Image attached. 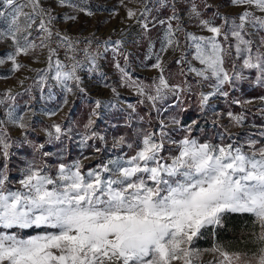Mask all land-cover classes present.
Instances as JSON below:
<instances>
[{
	"label": "snow or ice",
	"instance_id": "1",
	"mask_svg": "<svg viewBox=\"0 0 264 264\" xmlns=\"http://www.w3.org/2000/svg\"><path fill=\"white\" fill-rule=\"evenodd\" d=\"M118 4L111 16L120 9L124 15L122 26L111 30L115 38L109 34L100 41L90 35L81 48L80 38L57 25L76 22L80 14L94 16L87 4L0 0V66L13 75L34 74L17 80L30 96L24 113L17 112L16 103L22 92L6 88L0 93V264H264V125L248 126L244 106L253 101L230 95L243 82L264 88V0ZM58 7L70 11L58 13ZM162 12H167L163 18ZM143 41L144 60L154 61L145 65L155 73L148 83L134 76L128 48ZM109 51L118 83L110 81L100 64ZM37 63L45 66H32ZM84 71L110 91L111 101L90 95ZM27 80L32 83L24 87ZM34 87L41 99H51L54 88L63 92L59 108L45 112L50 120L65 106L71 108L72 96L91 101L84 124L90 135L82 143L105 141L93 128L101 109L118 107V88L139 97L137 104L147 108L139 120L148 127L136 129L132 143L124 135L114 137L112 147L126 146L130 155L87 168L79 159L52 164L58 154L45 147L67 134L63 120L68 114L39 129L44 142L32 139L30 134L37 132ZM193 97L198 114L190 119L187 101ZM219 98L242 110L214 112L212 125L220 129L214 143L193 133ZM259 101L264 104V96ZM127 108L130 123L137 106ZM259 111L264 116V107ZM9 125L19 131L17 137ZM13 171L18 172L14 182ZM233 214L253 217L248 239L237 250L216 239L217 230L226 227L225 217ZM208 229L212 246L197 248ZM205 254L212 259L205 261Z\"/></svg>",
	"mask_w": 264,
	"mask_h": 264
},
{
	"label": "rangeland",
	"instance_id": "2",
	"mask_svg": "<svg viewBox=\"0 0 264 264\" xmlns=\"http://www.w3.org/2000/svg\"><path fill=\"white\" fill-rule=\"evenodd\" d=\"M75 3L87 4L91 7L92 11L95 13L94 16L88 17L83 14H80L78 21L65 23L63 20L60 21L58 26L65 31L71 33H83V34H94V33H105L111 31L113 28H119L121 25V18L124 15L123 9L119 10V15L116 17L111 16V12L114 8H119L118 0H73ZM212 2V0H210ZM222 11H238V9L231 8H222ZM69 9H61L57 8L58 13L68 12ZM167 12H162L161 18L166 15ZM191 30L195 31L196 29L192 28ZM160 31L159 28L155 29L152 33V37L155 40L157 32ZM136 51L139 61L143 65H150L152 60L145 61L144 57L147 54V41L141 42L139 45H131ZM4 46L0 45V50H2ZM158 47V44H157ZM30 63V62H29ZM140 63V64H141ZM37 64H33L35 67ZM171 70L173 73L177 71V68L174 64L171 65ZM23 75H29V73L16 74L13 75L7 71V67L0 66V93H2L6 88H13L16 90L19 86L17 80L19 78H23ZM254 78V76L252 77ZM176 77H174L173 82H176ZM145 81V80H144ZM147 82V81H145ZM18 91L23 94L17 97V112L24 113L26 110V104L29 99V94L23 92V88H20ZM232 98H240L244 100H252L253 103L245 105L244 108L247 109V122L253 121L252 125H264V116L260 114V109L264 107V104H259V97L264 96V88H261L258 85H253L250 82H243L237 90H235L234 95L230 94ZM32 96V94H31ZM169 100L168 102H170ZM49 110H45L39 112V109H33L35 112V116L33 117V127L37 130V132H33L30 134L32 139L37 140L38 142H44L46 137L42 134H37L39 129L43 128L47 124L51 122V120H55L56 122H61L62 117L65 113L68 114V118L63 120V125L65 128L69 129L67 134L62 138L61 141H56L53 144L46 145L45 150L53 153H57V156H54L49 162L54 164L56 162H65L71 163L75 160H82L85 156L90 157L88 160H84V164L87 167H94L96 164L106 162L110 158H115L117 156L123 154H132L131 150H129L126 146H122L121 148H113V139L114 137H118L120 135H124L128 137L130 143L135 141V132H130L128 129L126 130L124 127L117 125L111 133H104L105 141H100L98 139L88 140L86 143H82V137L87 134L84 124L87 123V118L90 112V102L82 100L80 103H75V105H71V108H64L60 112H58L57 116L52 117L51 120L48 116L45 115V112L50 110H56L62 104V99L58 96L54 98V100L50 102ZM213 108L207 111V115L202 117L200 120V126L195 129L194 135L197 137H201L202 139H210L214 143L219 142V136L217 133L220 131L218 128L212 127V119L214 118L215 111H224L227 110L230 105L224 99L219 98L213 100ZM187 104H190L189 108L192 110L191 118H196L198 114V106L195 98L193 97L191 100L187 101ZM242 109L240 106L237 107V110H233L235 112H240ZM174 111V109H173ZM37 114V115H36ZM118 113L115 108L111 109L108 113V118L110 121L114 123H119L120 119L117 117ZM0 118H3V109L0 108ZM209 129H207V127ZM9 129L13 135V137H17L19 135V131L12 128L9 125ZM201 129H204V132H201ZM250 131H254L253 129H249ZM212 131V132H211ZM235 131V129H233ZM177 134V138H179ZM96 148H100L101 151L99 153L95 152ZM16 166V162H14V167ZM12 180L13 182L18 179V172H12ZM26 234H31V230H28ZM206 231L203 232L202 237L196 241V247L200 249L210 248L211 246L205 245L207 239L205 237ZM205 261L212 259L211 254H205L203 257Z\"/></svg>",
	"mask_w": 264,
	"mask_h": 264
},
{
	"label": "built area",
	"instance_id": "3",
	"mask_svg": "<svg viewBox=\"0 0 264 264\" xmlns=\"http://www.w3.org/2000/svg\"><path fill=\"white\" fill-rule=\"evenodd\" d=\"M121 26L122 25H120L119 28ZM57 27L60 28L58 25H57ZM119 28H117V30ZM67 33L73 37L80 38V40H81L80 47L81 48L84 47V45L86 43V41L84 40L85 37H88L91 35L93 37L99 38L100 41H103L109 34H113V33H111V31L105 32V33H94V34H83V33L76 34V33H71L68 31H67ZM113 36L115 38V34H113ZM128 48L132 53L131 69L133 71L134 76L139 77L140 79L147 81L146 83L150 82L151 78L155 75V73L153 71H151L149 67H145V65H143L139 61L137 53H136V51H134V49L131 45H128ZM82 57H83V54L81 53L80 57H78V58H82ZM60 58L64 59L63 50L60 51ZM121 63L123 64L122 58H121ZM100 64H101L102 70L110 78V81L114 82V83H118V74L115 72V70L112 67V53L110 51L105 55L104 59H102L100 61ZM44 66L45 65L43 63H37V65L35 67L43 68ZM32 75H34V74L29 73V76H32ZM81 75L83 76L84 81H85V85L88 87V90H89L90 95L92 97H99V98L104 99L106 101H111L113 99L110 91L103 88L100 84H98L97 80L94 76H89L87 71L82 72ZM31 83H32L31 80L25 81L24 87H27ZM118 91L120 92V97L116 101V103L118 104V107H116L115 109L118 113L117 117L120 119V122L114 123L113 121H110V119L108 118V113L111 111V109H113L112 107L101 109V116L97 119V122L93 128V130L96 131L97 133H99L100 135H103L104 133H111L112 130H114L117 125L124 127L126 130L128 129L130 132H135L136 129H139L142 126L148 127L146 121H140L139 120L140 116H146V113H147V108L145 106L137 104L139 97L137 95H135L134 92L129 88H118ZM52 93H53V95H52L51 99H41L39 89L34 87L32 93H31L32 96L35 97V99L32 100L33 109H36V110L39 109V112L49 110L48 108L50 107L51 100L53 101L54 98H56L57 96L60 99H62V102H63V92L60 88H54L52 90ZM45 96H47V91L45 92ZM29 99H30V96H29ZM29 99H28V101H29ZM69 99H70V105L74 106L75 103H80L82 100H85L87 102H90V107H92L91 101L81 94H77L75 96H72ZM168 103H171V101ZM128 104H133V105L137 106V113L133 114V119L130 123H126V118L128 116V113L131 111L130 109L127 108ZM259 104H261L260 101H259ZM66 107L69 108V106H65L64 108H66ZM90 111H91V108H90ZM89 114H90V112H89ZM153 115H155V113H153ZM87 120H88V118H87ZM252 122L253 121H249V123L247 122V125L251 126ZM249 129H251V128H249ZM87 135H90V132H87Z\"/></svg>",
	"mask_w": 264,
	"mask_h": 264
},
{
	"label": "trees",
	"instance_id": "4",
	"mask_svg": "<svg viewBox=\"0 0 264 264\" xmlns=\"http://www.w3.org/2000/svg\"><path fill=\"white\" fill-rule=\"evenodd\" d=\"M189 117L192 115V110L189 109ZM209 129L208 126H206ZM210 131V129H209ZM212 132V131H211ZM253 217L250 215H228L225 217L226 227L218 229L216 233V239L220 243L230 245L229 250H237V248H243V241L248 239V234L251 232V222ZM247 222L248 227H244ZM243 233V235H242ZM207 242L205 245L211 246L213 244V236L211 229L206 230L205 235Z\"/></svg>",
	"mask_w": 264,
	"mask_h": 264
},
{
	"label": "flooded vegetation",
	"instance_id": "5",
	"mask_svg": "<svg viewBox=\"0 0 264 264\" xmlns=\"http://www.w3.org/2000/svg\"><path fill=\"white\" fill-rule=\"evenodd\" d=\"M234 92H235V91H233L231 94L234 95ZM237 107H238L237 105H232V106H231V109H232V110H237ZM212 127H213V125H212ZM214 128H216V127H214Z\"/></svg>",
	"mask_w": 264,
	"mask_h": 264
},
{
	"label": "bare ground",
	"instance_id": "6",
	"mask_svg": "<svg viewBox=\"0 0 264 264\" xmlns=\"http://www.w3.org/2000/svg\"><path fill=\"white\" fill-rule=\"evenodd\" d=\"M21 88V86L19 85L18 88L16 89V91H18Z\"/></svg>",
	"mask_w": 264,
	"mask_h": 264
}]
</instances>
